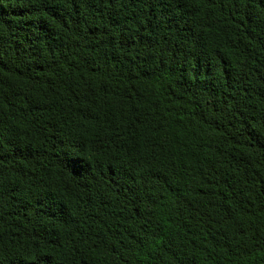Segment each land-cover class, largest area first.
Wrapping results in <instances>:
<instances>
[{
  "label": "trees",
  "instance_id": "trees-1",
  "mask_svg": "<svg viewBox=\"0 0 264 264\" xmlns=\"http://www.w3.org/2000/svg\"><path fill=\"white\" fill-rule=\"evenodd\" d=\"M0 264H264V0H0Z\"/></svg>",
  "mask_w": 264,
  "mask_h": 264
}]
</instances>
